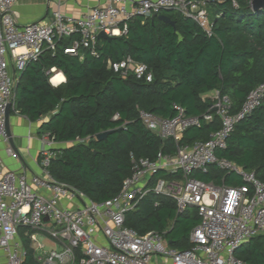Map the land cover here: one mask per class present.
Listing matches in <instances>:
<instances>
[{
    "label": "trees",
    "instance_id": "1",
    "mask_svg": "<svg viewBox=\"0 0 264 264\" xmlns=\"http://www.w3.org/2000/svg\"><path fill=\"white\" fill-rule=\"evenodd\" d=\"M253 1L209 0L212 36L194 21L165 10L161 14L174 21L176 29L159 18L138 17L129 21L127 35L98 41V58L87 50L83 60L66 54L78 39L75 35L30 62L15 88L14 111L32 122L48 117L41 134L58 144L75 142L56 148L49 168L53 178L102 204L120 193L131 175L132 158L154 160L159 153L172 156L177 150L174 140H162L145 128L140 111L171 118L181 106L187 115L199 117L213 103L203 95L216 91L229 98L230 114H238L250 93L264 84V9H255ZM127 56L148 67L151 82L134 74L122 77L109 68V60L120 62ZM51 69L62 72L66 82L54 87ZM117 114L119 119L113 120ZM220 128L217 116L213 122L203 121L184 132L180 145L207 142ZM106 131L114 133L92 142ZM216 155L253 171L264 182V100L235 126L226 148ZM193 176L217 185L243 183L237 174L216 166ZM199 222L195 207L178 214L173 200L150 193L126 213L125 225L140 236L158 232L172 249L183 251L192 247L190 235ZM21 238L27 264H36L24 233ZM235 257L246 264H264V235L238 249Z\"/></svg>",
    "mask_w": 264,
    "mask_h": 264
},
{
    "label": "built area",
    "instance_id": "2",
    "mask_svg": "<svg viewBox=\"0 0 264 264\" xmlns=\"http://www.w3.org/2000/svg\"><path fill=\"white\" fill-rule=\"evenodd\" d=\"M19 1L0 0V145L7 143L6 152L15 157L6 127L7 109L15 108L18 82L12 69L22 72L45 50L55 51L61 39L75 35L78 39L65 53L83 60L82 52L87 50L98 58L101 33L114 38L125 36L129 21L152 19L165 10L194 21L213 35L209 0H107L104 7L96 6L78 19L66 17L59 10L48 22L24 26L18 24L14 13ZM108 65L122 77L134 74L148 82L153 79L148 67L131 56L120 62L109 60ZM51 74L53 85L63 83L64 79L56 81L60 75L56 69H51ZM263 100L261 84L235 115L230 114L229 98L219 93L207 113L199 117L187 115L181 106L175 107L177 113L171 118L140 111L145 128L162 140H174L176 153H159L154 160L132 158L131 175L120 193L102 204L53 178L49 168L58 143L47 133L41 138L42 176L28 178L23 172L5 171L0 154V250L7 258L0 264H27V250L19 239L22 230L36 252L38 264H246L235 257V252L254 237L264 235V182L253 171L219 159L216 154L226 148L235 126ZM215 116L221 128L209 141L180 145L184 132L200 127L203 121L213 122ZM118 119L117 114L113 120ZM211 166L237 174L243 183L217 185L194 178V173L206 174ZM158 174L165 177H156ZM150 193L173 200L178 214L190 207L197 209L200 222L191 232L190 249H172L158 232L140 236L126 227V213ZM159 205L156 202L155 206ZM46 239L57 249L48 250Z\"/></svg>",
    "mask_w": 264,
    "mask_h": 264
},
{
    "label": "crops",
    "instance_id": "3",
    "mask_svg": "<svg viewBox=\"0 0 264 264\" xmlns=\"http://www.w3.org/2000/svg\"><path fill=\"white\" fill-rule=\"evenodd\" d=\"M106 4L107 0H20L14 7V13L18 24L24 26L39 21L48 22L52 18L53 13L59 10L66 17L78 19L90 12L94 7H104ZM20 73L21 72H15V70L12 69V74L15 75L17 79H19ZM59 73L63 76V83H65V75L62 72ZM53 86L58 87L55 85ZM217 94L218 92L216 91L210 92L203 95V98L214 100ZM47 118L48 117H43L39 121L32 122L26 116L21 115L18 111L11 109V136L9 144L15 150L17 157L10 156L6 152V149L9 146L7 143L0 145V154L3 159L5 171L23 172L27 174L28 178H32L33 176H42L40 162L43 144L41 140L42 134L40 133V127L43 121L48 120ZM68 145L74 144L73 142L58 144L56 148L60 149ZM24 232V230L21 231L19 239L25 246L21 238V234ZM32 250L34 251L33 248ZM34 261L38 264L35 251ZM0 262H7V258L1 250Z\"/></svg>",
    "mask_w": 264,
    "mask_h": 264
},
{
    "label": "water",
    "instance_id": "4",
    "mask_svg": "<svg viewBox=\"0 0 264 264\" xmlns=\"http://www.w3.org/2000/svg\"><path fill=\"white\" fill-rule=\"evenodd\" d=\"M252 6L255 9H264V0H254L252 2ZM155 18H159L160 20L170 24L171 26H173L176 29V24L174 21H172L168 16L166 15H154L152 19ZM114 37H109L108 35H106L105 33H101L99 35V39H104V40H112ZM10 113H11V107L9 106L7 109V113H6V127H7V131L9 136H11V131H10ZM114 131H106V132H102L100 134H98L94 139H92V142L94 141H102L104 139H106L109 135L113 134Z\"/></svg>",
    "mask_w": 264,
    "mask_h": 264
},
{
    "label": "rangeland",
    "instance_id": "5",
    "mask_svg": "<svg viewBox=\"0 0 264 264\" xmlns=\"http://www.w3.org/2000/svg\"><path fill=\"white\" fill-rule=\"evenodd\" d=\"M44 243H45L46 248L48 250L57 249V247L55 246V244L52 241H50V240H47L46 239V240H44Z\"/></svg>",
    "mask_w": 264,
    "mask_h": 264
},
{
    "label": "bare ground",
    "instance_id": "6",
    "mask_svg": "<svg viewBox=\"0 0 264 264\" xmlns=\"http://www.w3.org/2000/svg\"><path fill=\"white\" fill-rule=\"evenodd\" d=\"M61 80H63V76L62 75H59L58 78L56 79V81H61Z\"/></svg>",
    "mask_w": 264,
    "mask_h": 264
}]
</instances>
